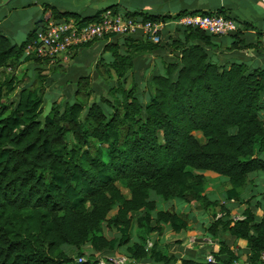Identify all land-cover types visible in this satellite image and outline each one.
<instances>
[{
  "label": "trees",
  "instance_id": "1",
  "mask_svg": "<svg viewBox=\"0 0 264 264\" xmlns=\"http://www.w3.org/2000/svg\"><path fill=\"white\" fill-rule=\"evenodd\" d=\"M201 14L235 21L237 31L231 34L235 49L258 53V42L247 44L240 37L248 27L254 28L251 24L224 9ZM124 15L143 21L168 19L138 12ZM52 16L76 17L56 10ZM43 23L37 22L20 46L0 29V69L44 65L23 55ZM176 30L184 32L183 40L154 44L142 38L130 44L136 41L126 37L128 47L121 54L117 44L105 46L104 52L114 47L113 59L104 66L117 78L118 86L109 90L112 100L55 103L44 114L43 87H23L12 100L15 76L9 74L0 82V264H76L75 252L77 258L86 257L81 264H97L96 254L120 250L132 263L175 264L177 257L157 251L153 243L147 249V243L163 225L178 233L187 221L159 209L155 197L206 200L203 173L211 172L228 179L226 200H240L239 189L248 175L264 172V66L220 65L208 52L214 36L192 28ZM165 48L169 54L163 61L164 74L150 76L144 103L135 94L139 84L132 81L126 88L128 75L133 79L138 55ZM60 66L51 69L57 77ZM88 85L89 77H80L77 95ZM253 222V214L246 211L244 220L224 226L247 241L250 263L256 264L264 253V219ZM106 229L117 236L106 237ZM84 247L90 254L82 251ZM220 252L226 258L213 257L214 263L185 258L180 264L237 260Z\"/></svg>",
  "mask_w": 264,
  "mask_h": 264
},
{
  "label": "crops",
  "instance_id": "2",
  "mask_svg": "<svg viewBox=\"0 0 264 264\" xmlns=\"http://www.w3.org/2000/svg\"><path fill=\"white\" fill-rule=\"evenodd\" d=\"M18 1V4L14 5L12 8H10L12 0H8V2L3 5H1L0 2V25L1 22H4L2 21V18H7L9 16L15 18V16H19L20 13H25V11L31 7L34 9L35 17L37 16L36 18H33V20H36V23L53 17V10L62 14H73L76 17H71L78 20L91 18L98 14L100 15L107 10H111L121 14H126L127 12H138L159 17L165 16L168 18V21H171L182 15L191 13L201 14L203 12H212L218 9H224L232 18L242 22H247L254 27H248V30L244 31L240 37L245 39L247 44L258 42L259 51L257 53L251 48L235 49L233 42L230 45L227 42V39L229 38L232 40L234 39L231 35H229L225 37H215L213 39L212 47L208 49L209 54L218 60V62H222L223 64L221 65H228L231 62L229 60L239 59L241 62H246L251 66H264V0ZM39 14H41V17L38 19ZM176 29L177 28L174 27L168 28L164 32L162 43H169L171 40H183L185 38L184 32L182 30L177 32ZM129 38L136 41L130 42V44L138 43L143 40L141 34H137ZM106 42L107 44H117L118 46H121L122 49L124 48L122 52L126 51L125 48L127 47V43L125 38L112 37L107 39ZM241 45L242 43L239 44V47ZM173 53L175 54V52ZM168 54L169 51L165 48L164 50L138 55L136 59L139 61L138 66H141V72L142 69H144L150 73V76L160 74L154 73L155 70L158 71L160 69L155 66L154 62L157 58L167 59L166 56H168ZM76 56L73 60H75ZM146 59L147 64L143 67V62L146 61ZM72 65L73 64L71 63L68 65L69 71L70 68H72ZM21 67L22 66H19L18 69ZM39 69L40 67L38 66L35 68V79L39 78L41 75L39 73ZM66 74L67 73L64 71V74L58 76L64 79ZM199 135L200 137L198 138L201 139V134ZM249 175L245 185L239 189L240 200H226L228 197L227 191L231 188L228 179L226 181H221L218 177L220 175L211 174V172H204L203 176L205 178V184L203 187V195L206 197V200H179L181 204L172 205L169 209L187 221L186 227L180 232L175 233L168 225H163L161 233H154L149 236V242L151 244L153 243L156 246V250L162 252L164 255L177 257L178 261L175 264H180V260L185 258L196 261H204L209 255L225 259L226 255L225 253L223 254V252H220L221 250L229 252L237 259L233 264H251V254L247 241L233 236L232 233L224 226L227 222H230L231 227L235 222L244 220L246 211L253 214V224H257L264 219V172L261 175L253 177ZM213 196L214 198L211 199ZM104 234L108 238L117 236L115 231H113V233L110 231H104ZM82 251L87 255L90 254V249L88 247H84ZM75 254L76 252L73 253L72 256L75 257ZM104 254L105 256L118 254L124 256L120 250L114 253H103L101 255L96 254L95 257L101 258L104 257ZM130 264L156 263L147 260L144 262H131ZM256 264H264V260L261 256Z\"/></svg>",
  "mask_w": 264,
  "mask_h": 264
},
{
  "label": "rangeland",
  "instance_id": "3",
  "mask_svg": "<svg viewBox=\"0 0 264 264\" xmlns=\"http://www.w3.org/2000/svg\"><path fill=\"white\" fill-rule=\"evenodd\" d=\"M1 5L4 3H7L8 0H0ZM18 0H12L10 3V8L14 7V5L18 4ZM28 10V11H27ZM25 13H20L19 16H15V18L9 16L7 18H2L3 23L1 22L0 29L2 32L9 38L10 42L14 45L20 46L22 42H24L28 36V34L35 28L36 26V20H33L35 17L34 15V9L31 7L30 9H27ZM37 17V16H36ZM35 17V18H36ZM41 17V14H39L38 19ZM162 39L159 43H162ZM228 44H232V39H227ZM107 42L106 40H99L87 47H83L78 50L77 56L75 60L71 58V60L66 63L65 65H61L60 68H58V73L64 74L65 78L57 77L56 75H53L51 72V69L53 67H49L47 65H41L39 69L40 78H44V81H41V83L35 81V68L37 67L34 64L29 63H23L21 68L19 69H13V70H5L0 69V82L3 81L4 77L8 76L9 74H13L17 80V88L15 89L14 96H12V100H15L17 97V94L20 89L23 87H30L31 89L43 87L44 92L42 96V109L44 111V114L48 113L50 108L56 103V104H63L64 102L77 103L83 101L84 104L89 105L92 102H98L101 97L107 98L112 100L111 96L109 95V90L113 87H117V78L115 76V73L113 71L107 70L106 72V66L108 62H110L112 57V52L114 51V47H111V50H107L104 52V48L106 46ZM129 45V43H128ZM128 47V46H127ZM125 48V50L127 49ZM121 46H119L118 51L120 54L123 53ZM166 56V55H165ZM167 57V56H166ZM168 58V57H167ZM210 58L212 61L223 64L222 62H218L215 58H213L210 54ZM103 59V65H98L96 69L97 62ZM163 58H157L154 62L155 66L157 68H160L158 71L155 70L154 73H160L164 74L163 70ZM231 62H241V60H229ZM73 64L72 68H68L69 64ZM138 59H136L133 73L134 77L131 79V75H128L127 81H126V88H130L132 81H134L137 85L135 94L140 98L144 103L146 102L147 98L149 97L148 94V87L150 79V73H148L147 70L142 69L141 72V66H138ZM147 64L146 61L143 62V67H145ZM49 67V68H48ZM45 69V70H44ZM17 70V71H16ZM69 71V72H68ZM142 73V74H141ZM142 76H141V75ZM89 77V85L83 86L81 88L80 95H77V82L80 79V77ZM57 78V79H55ZM92 89V93L89 95L88 91ZM200 134V133H199ZM199 134H195L197 137H200ZM93 150V149H92ZM214 174V173H211ZM263 172H254L251 173L249 176H257L261 175ZM216 175V174H215ZM221 181H226L227 178L224 176H218ZM123 196L128 197V193L125 189H121ZM214 196L211 198L213 199ZM157 206L161 210H169L172 205L175 204H181L179 200H168L164 201L159 197H155ZM176 212V210H175ZM135 218V217H134ZM106 232L108 231L105 230ZM114 230L110 231L113 233ZM119 255V254H118ZM86 258V257H85ZM75 260H77V257L75 256ZM76 261H74L75 263ZM130 264V263H129Z\"/></svg>",
  "mask_w": 264,
  "mask_h": 264
},
{
  "label": "built area",
  "instance_id": "4",
  "mask_svg": "<svg viewBox=\"0 0 264 264\" xmlns=\"http://www.w3.org/2000/svg\"><path fill=\"white\" fill-rule=\"evenodd\" d=\"M170 27L198 29L214 37L229 36L237 31L235 21L215 14H187L171 21H143L138 17L107 10L101 13L96 21L87 24L72 17L46 19L36 30L31 42L24 48L23 55L25 58L37 59L49 67L60 66L68 63L73 52L86 44L106 38H126L137 34L157 44L162 38L161 34ZM151 246L152 244L148 242L147 249ZM261 258L264 260V253ZM205 261L214 263V258L209 255ZM83 262H86V258L79 257L75 263ZM129 262L125 256L109 255L98 258L97 264H128Z\"/></svg>",
  "mask_w": 264,
  "mask_h": 264
}]
</instances>
